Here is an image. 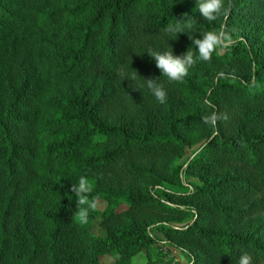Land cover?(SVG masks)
I'll return each mask as SVG.
<instances>
[{
  "label": "trees",
  "instance_id": "1",
  "mask_svg": "<svg viewBox=\"0 0 264 264\" xmlns=\"http://www.w3.org/2000/svg\"><path fill=\"white\" fill-rule=\"evenodd\" d=\"M231 3L208 22L197 0H0V264H132L163 242L193 264H237L242 253L264 264V0ZM185 13L193 30L166 34ZM222 28L237 43L180 83L147 54L196 53L188 35ZM144 78H159L165 104ZM212 112L227 119L212 128L201 120ZM194 128L205 143L186 173L201 186L173 192L165 184L183 187L184 167L172 166ZM81 176L90 200L109 203L83 226L71 219ZM138 211L192 223L152 230ZM100 217L106 236L94 238Z\"/></svg>",
  "mask_w": 264,
  "mask_h": 264
},
{
  "label": "clouds",
  "instance_id": "2",
  "mask_svg": "<svg viewBox=\"0 0 264 264\" xmlns=\"http://www.w3.org/2000/svg\"><path fill=\"white\" fill-rule=\"evenodd\" d=\"M232 6L231 0H228L227 3L226 0H197L196 10L204 20L213 22L221 16L226 19ZM193 27L192 17L185 13L182 19H177L176 23L167 24L164 31L170 36H178L180 33L188 34L193 30ZM188 36L192 40V46L195 47L196 53L189 49L182 55H174L172 49L164 52L147 50V54L154 60L155 67L161 73V77L166 78L168 83L182 82L198 61L210 62L214 52L229 49L237 43L233 36L223 28L219 31L203 32L200 39ZM117 74L121 78H127L133 82L136 79L135 74L130 75L123 71H119ZM159 78H144V81L150 94L159 104L163 105L167 102V91L158 82ZM133 88L138 90V87L134 86ZM205 103L211 106L210 101H205ZM221 119L226 120L227 116L216 112L201 116L202 122L212 128H215ZM70 191L75 195L77 201V210L71 219L83 226L88 222L89 210L96 207L95 200L89 199L93 191L92 186L87 177L81 176L78 182L71 186ZM237 264H252V257L247 253H242Z\"/></svg>",
  "mask_w": 264,
  "mask_h": 264
},
{
  "label": "rangeland",
  "instance_id": "3",
  "mask_svg": "<svg viewBox=\"0 0 264 264\" xmlns=\"http://www.w3.org/2000/svg\"><path fill=\"white\" fill-rule=\"evenodd\" d=\"M233 38L237 41L240 37V34L238 32L231 33ZM225 50L217 51L218 54H222ZM234 76H239L238 72L240 71V68H233L232 69ZM116 90V89H115ZM127 95H122V98H125ZM115 112H118L119 110L117 107L112 108ZM196 129H193L192 133V140L193 143L196 141L191 148H188L185 151V155L182 159H178L173 163L172 169H176L177 167H184V170L180 174V180L182 183V188L172 186L169 183L165 184V188L168 190H171L173 192L178 193H186V192H192V189L195 187L201 186V181L190 174L186 173V170L191 163L195 159V157L198 155V153L201 151V148L204 141L199 142L198 141V133H196ZM1 191V186H0ZM1 201V198H0ZM109 208V203L107 201L98 200L96 203L95 210L104 213ZM184 209L185 207H180ZM130 210V206L128 202L125 199L120 200V205L118 206L116 212L118 214H126ZM138 217L146 218L149 220L150 223H152V227L150 229H155L157 227H178V228H184L189 223H192L191 218H188L186 220H178L174 217L168 216L167 218H161L159 215H157L154 212L151 211H138L135 212ZM103 218L100 217L96 219L93 222V227L90 230V236L94 238H104L106 236V230L104 226L102 225ZM77 223V222H76ZM78 224V223H77ZM159 236V234H157ZM150 258L157 261V264H193V260L191 257H189L188 254L183 253L179 249L175 248L168 242H163L160 244H156L153 246L149 251H143L137 256H135L132 259V264H145ZM101 264H116L115 261L108 256L100 257L99 259Z\"/></svg>",
  "mask_w": 264,
  "mask_h": 264
}]
</instances>
